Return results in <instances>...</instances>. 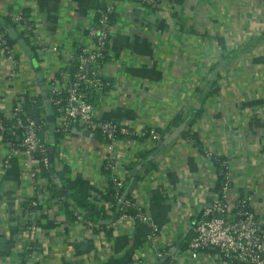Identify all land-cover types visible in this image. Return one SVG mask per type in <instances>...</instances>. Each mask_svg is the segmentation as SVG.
I'll return each mask as SVG.
<instances>
[{
  "label": "crops",
  "instance_id": "crops-1",
  "mask_svg": "<svg viewBox=\"0 0 264 264\" xmlns=\"http://www.w3.org/2000/svg\"><path fill=\"white\" fill-rule=\"evenodd\" d=\"M94 1L0 0V18L26 11L40 42L66 55ZM159 2L158 11L125 4L114 16L113 44L121 58L103 67L113 87L109 101H95L102 119L136 128L165 131L182 113L178 126L146 151L151 162L128 164L129 155L140 151L139 143L111 153L105 141L80 127L63 143L53 142L55 168L66 165L72 177L81 175L89 182V201L96 210L107 209L98 200L108 185L101 167L114 157L112 175L126 174L124 191L143 206L150 222L125 221L108 234L88 232L65 216L60 201L49 195L47 179L28 178L33 164L22 151L14 147L9 152V143L0 138V264H20L29 239L32 251L25 264H159L157 248L175 257L176 264H226L214 249L201 252L197 262L186 254L195 221L220 192L224 163L231 177L227 203L250 195L251 210L264 219V0ZM21 52L29 61L28 74L34 59ZM37 55L40 71L32 73L36 81L27 86L33 96L42 93L38 75L44 80L56 67L51 50ZM10 68L0 53L5 119L23 88L19 81L7 83ZM193 134L196 141L189 136ZM42 136L49 147L50 129ZM30 202H35L31 234L23 228ZM116 218L115 213L112 221ZM151 225L159 230L153 247L146 240Z\"/></svg>",
  "mask_w": 264,
  "mask_h": 264
},
{
  "label": "built area",
  "instance_id": "built-area-1",
  "mask_svg": "<svg viewBox=\"0 0 264 264\" xmlns=\"http://www.w3.org/2000/svg\"><path fill=\"white\" fill-rule=\"evenodd\" d=\"M98 5L89 11L86 25L76 34L72 48L66 50V55L58 47L48 49L36 33L33 22L22 17L21 13L13 16L12 21L16 24L19 32L27 38L31 45L37 48V53H44L48 50L54 54L56 67L47 73L44 84L47 87L46 96L53 110V123L51 133L60 136L59 143H63L69 134L80 127L83 131L91 135L99 134L105 141L109 152H113L121 145H131L139 143L140 151L129 155L128 164H137L138 154L151 150L155 143L160 141L162 136L156 129L151 127H139L129 125L125 122H114L102 119L97 115L95 109L96 99L105 98L109 101L112 84L102 74L105 65L120 62L121 53L113 49V17L120 7L125 4H134L151 11H158L161 8L159 0H96ZM17 32V31H16ZM0 53L2 57L11 65L8 84L17 83L23 88L18 92V98L13 105L8 108L7 121H12L11 125L5 127L0 119V138L4 132L19 139L18 144L9 143V152L14 147H18L33 168L27 170V176L31 181L39 177L38 165L43 167L49 165L48 147L45 145L40 126L37 120L26 115L23 111L24 97L33 99L27 88L28 85L36 81L33 71L27 74L24 70L25 63H29L25 54L21 52L18 45L10 46L7 43V36L0 30ZM72 67V71L69 69ZM14 78V79H13ZM17 78V80L15 79ZM25 87V88H24ZM42 96V95H41ZM43 106L44 99L42 97ZM45 110V108H44ZM0 104V115L3 113ZM184 111V110H183ZM182 114V113H181ZM49 128V127H48ZM140 140V141H138ZM7 154L4 163L9 161ZM105 169H113L114 157L110 156L105 161ZM225 174L223 176L220 192L203 209L199 218L193 225V238L189 241L186 254L195 262L203 251L214 249L220 259L226 264H264V219L258 217L250 207V195H240L236 197L234 203H227V195L230 191L231 177L229 168L223 164ZM66 166V165H65ZM68 167V166H67ZM126 174L122 177L114 174L110 177V182L115 190V200L118 202L117 218L115 221L105 225V231H113L125 221L130 223H149L150 218L144 212L141 205L135 204L130 198L119 197V193L124 188ZM51 183L47 181L46 188ZM108 185L105 187V189ZM105 192V190H104ZM103 192V193H104ZM103 205L109 209L113 205L104 202ZM30 206H35V202H30ZM132 210L133 214H128ZM27 233L35 231L34 212L30 211ZM75 222L84 227L88 232L103 234V228L91 221H87L81 215L74 214ZM159 230L155 225H151V231L147 236V242L153 247V241L158 237ZM32 251V243L23 247L25 259ZM155 256L159 264H176V259L170 256L162 248H157ZM127 264H146L139 260H134Z\"/></svg>",
  "mask_w": 264,
  "mask_h": 264
},
{
  "label": "trees",
  "instance_id": "trees-1",
  "mask_svg": "<svg viewBox=\"0 0 264 264\" xmlns=\"http://www.w3.org/2000/svg\"><path fill=\"white\" fill-rule=\"evenodd\" d=\"M94 8L98 5L97 1L93 2ZM21 15L23 18L28 19L26 11H22ZM114 22V17L112 19ZM14 29L17 31L19 38L22 39L25 44H26V52L30 56L31 59H34L38 62L39 64V59L37 55V48L33 45H31V42L23 37V34L19 32L17 29L16 24L12 21L10 18H0V30L4 31L7 36V43L10 46H15L17 45L16 41L11 39L8 35V29ZM114 45V44H113ZM113 49L115 50V45L113 46ZM33 72L37 73L40 71V66L37 65V67H32ZM213 86H215V82H213ZM216 89L212 90L215 91ZM209 92L207 93V95ZM206 95V96H207ZM23 111L26 115L32 117L34 120H44L43 116L45 113L44 106H43V101H42V96L37 95L36 97H33V99H28V97H24V104H23ZM183 118V115L180 113L179 115L175 116L173 118V123L171 127H168L165 131H160L157 130L158 133L162 136V138L170 132L169 128H176L178 126V121ZM0 119L2 122L5 124V127H8L11 125L12 121H7L3 114L0 115ZM48 128V126L43 122L40 126L41 131H45ZM43 134L41 133V137L45 143V145L48 147V143H46L45 139L42 136ZM54 141L56 144H58L60 140V136L58 134H53ZM100 139L104 141V139L99 135L96 134ZM190 138H192L194 141L197 140L195 135H189ZM2 140L5 143H12L16 144V137H12L9 135L8 132H4L2 135ZM140 141V140H138ZM55 151L53 153V158L55 160L57 156V148L56 146L54 147ZM150 155V152H142L138 154V165L144 166V164H147L148 162H151L148 160V157ZM39 169V177L47 179L51 185L48 187V192L51 197H55L57 200L60 201L61 208L63 209L65 216H67L70 220L75 221L74 214L81 215L84 219L87 221L94 222L98 225H100L103 230L106 224L109 223V221H112L113 215L116 213L117 214V207H118V202L115 200L116 194L113 185L110 182V177L112 176V171L110 168L105 169L104 166L105 164L101 167L103 175L107 178L108 181V187L105 189V192L100 195L99 201L102 202H110L113 207L109 209H104L102 207L97 208L95 205H93L90 201V191H91V185L89 184L88 181H86L81 175H76L75 177L71 176L70 169L67 166H63L60 170L55 168V164L53 161V167H50L49 165L45 168L41 166L40 164L38 165ZM119 197L123 198H129L127 193L124 191V188L122 191L119 193ZM35 207L28 206L27 207V212H34ZM128 214H133L132 210L128 211ZM51 225H49L50 228ZM28 227V224L24 225V229ZM48 227V225H47ZM103 233L108 234V231H103ZM23 257L21 258L20 264H25L26 259L24 257L25 253L22 254Z\"/></svg>",
  "mask_w": 264,
  "mask_h": 264
},
{
  "label": "water",
  "instance_id": "water-1",
  "mask_svg": "<svg viewBox=\"0 0 264 264\" xmlns=\"http://www.w3.org/2000/svg\"><path fill=\"white\" fill-rule=\"evenodd\" d=\"M8 35H9V37L11 39L16 41V43L19 45V47L21 49L25 50V48H26L25 42L22 39L19 38L18 33L14 29L10 28L8 30ZM32 62H33V65L36 66V61L33 60ZM70 71H72V67L70 68ZM38 79H39V84L41 85V91H42L41 95H42V97L44 99V108H45V113H46L45 121L48 123L49 129H51V125H52L53 119H54L53 110H52L50 102L48 101V97L46 96L47 87L44 84L43 76L41 74L38 75ZM36 122H37L38 125L41 123L40 120H37ZM85 134H88V133L85 132ZM53 142H54V137L51 136L50 137V144L51 145L47 149L50 167H53V153H54ZM159 146H160L159 148L162 149L163 148V143H159ZM134 173H135V171L132 174L134 175Z\"/></svg>",
  "mask_w": 264,
  "mask_h": 264
}]
</instances>
